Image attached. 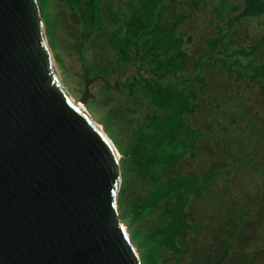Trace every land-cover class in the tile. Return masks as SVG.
<instances>
[{
    "label": "water",
    "instance_id": "water-1",
    "mask_svg": "<svg viewBox=\"0 0 264 264\" xmlns=\"http://www.w3.org/2000/svg\"><path fill=\"white\" fill-rule=\"evenodd\" d=\"M84 80L83 103L111 86ZM121 158L69 94L40 0H0V264H143L120 216Z\"/></svg>",
    "mask_w": 264,
    "mask_h": 264
},
{
    "label": "rangeland",
    "instance_id": "rangeland-1",
    "mask_svg": "<svg viewBox=\"0 0 264 264\" xmlns=\"http://www.w3.org/2000/svg\"><path fill=\"white\" fill-rule=\"evenodd\" d=\"M129 1L103 0L104 19L109 28L100 36L81 39V32L87 35L91 31L89 21H82L67 0H46L53 25V54L68 91L77 101H81L85 85L82 55L91 66L92 75L104 67L112 69L116 56L108 40L112 30L110 13L126 12ZM218 2L176 0L168 5L170 19L186 17L178 26V33L184 32L187 40L190 36L192 39L185 45L190 56L184 70L186 75L195 70L191 59L207 49L205 39L216 35L217 25L228 21V17L221 19L214 14L213 8ZM237 30V42L245 47L256 44L264 34L259 19L244 20ZM134 62L139 64L137 57ZM141 71L144 75L150 74L147 67ZM202 73L206 86L200 85L195 111L184 115L199 135L196 157L187 156L175 175L194 171L203 178L216 172L217 177L209 182L212 189L195 199L188 209L193 212L185 221L192 228L185 237L180 235L178 249L145 243V238L169 224L171 217H164V208H159L143 220L134 219L136 211L131 210L132 203L145 199L149 185L138 177L131 163L127 164L125 178L122 169L120 216L140 255L153 249L157 264H264V96L258 83H235L223 76L220 66L202 67ZM137 74L134 66L115 70L113 80L119 82L116 90L121 88L120 81L128 82ZM99 81L91 85V97L83 104L116 146L129 144L137 123L152 110L142 96L138 97L140 101L143 99L138 102L139 106L134 98L124 104L126 91L107 92ZM172 171L176 172L174 168Z\"/></svg>",
    "mask_w": 264,
    "mask_h": 264
},
{
    "label": "trees",
    "instance_id": "trees-1",
    "mask_svg": "<svg viewBox=\"0 0 264 264\" xmlns=\"http://www.w3.org/2000/svg\"><path fill=\"white\" fill-rule=\"evenodd\" d=\"M67 1L82 21L91 24V31L87 35L81 32V39L100 36L109 28L104 19L103 0ZM173 2L176 0H131L126 12L110 13L112 30L108 40L116 56L112 69L104 67L92 75L91 66L83 55L81 57L89 76H103L110 79V85H115V70L129 66L137 68V76L128 82L120 81L119 90L101 81L99 83L107 92L126 91L124 104L134 98L139 106L138 102L144 99L152 110L137 123L132 141L126 145L117 144V148L124 156L121 160L124 178L127 164L131 163L138 177L149 185L145 199L132 203L131 210L136 211L134 219L143 220L159 208H164V217H171L169 224L155 230L144 240L146 244H161L168 250L178 249L180 235L185 237L188 229L192 228L185 221L193 212L188 209L194 205L195 199L202 198L212 189L209 182L217 177L216 172L203 178L194 171L175 175L187 156L191 159L196 157L199 135L188 125L184 115L195 111L194 102L199 98L200 85L206 86L202 67L216 69L220 66L224 70L223 76L235 83H258L264 96V34L261 40L249 47L237 42V26L244 20L259 19L264 31V0H219L213 8L214 14L221 19L228 17V21L217 25V34L205 39L207 49L191 59L195 70L190 75L184 72L190 59L185 45L192 39L190 36L187 40L184 32L178 33V26L185 22L186 17H168V5ZM40 3L50 43L55 49L47 2L40 0ZM136 57L139 64L134 62ZM56 58L61 63L58 55ZM146 67L150 74L144 75L141 70ZM139 96L143 97L141 101ZM173 168L176 172L172 171ZM174 213L177 215L173 218ZM141 258L143 264L158 262L153 249L142 254Z\"/></svg>",
    "mask_w": 264,
    "mask_h": 264
},
{
    "label": "bare ground",
    "instance_id": "bare-ground-1",
    "mask_svg": "<svg viewBox=\"0 0 264 264\" xmlns=\"http://www.w3.org/2000/svg\"><path fill=\"white\" fill-rule=\"evenodd\" d=\"M67 88V87H66ZM68 90V89H67ZM69 92V91H68ZM69 94L71 95V93L69 92ZM71 97L76 101V103H77V105L80 107V108H82V109H84V110H86L87 112H88V110L86 109V107H85V105L83 104V102L82 101H77L72 95H71Z\"/></svg>",
    "mask_w": 264,
    "mask_h": 264
}]
</instances>
